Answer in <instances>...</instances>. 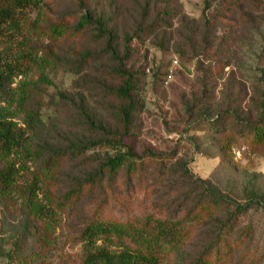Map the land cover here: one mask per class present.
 <instances>
[{
	"label": "rangeland",
	"instance_id": "374dc122",
	"mask_svg": "<svg viewBox=\"0 0 264 264\" xmlns=\"http://www.w3.org/2000/svg\"><path fill=\"white\" fill-rule=\"evenodd\" d=\"M36 1L41 16L37 12L30 16L28 43L49 61L13 85L25 103L2 104L8 119L27 130L31 148L38 152L34 162L26 160L29 169L21 174L26 182L19 180V190L40 175L44 160L54 152H67L75 143L94 144L89 152L71 157L55 184L39 178L43 185L39 202L45 205L51 195L58 203L115 154V136L125 135L118 114L123 102L113 94L123 82L114 74L118 65L106 53L107 42H95L93 28L82 38L73 34L90 8L114 30L121 58L127 38L134 50L124 60L138 78L131 92L137 112L125 143L137 157H165L176 174L173 183L152 177L146 186L136 184L129 191L121 184L103 183L85 192L74 206L54 208L55 216L47 222L35 217L23 190L0 198V264H83L89 248L82 234L99 216L137 226L148 219H174L182 210L186 212L174 222L195 236L181 253L164 257L162 264H191L232 226L234 237L245 243L235 263L264 264V148L254 153L238 143L232 150L234 163H224L217 140L206 131L208 120L226 113L254 121L259 104H264V63L258 61L264 43V0H92L88 6L78 0ZM230 4L243 6V13L227 16L223 9ZM216 15L231 20L228 26L214 25ZM161 20L164 26L152 37L140 34ZM61 23L72 29V35L55 41L51 29ZM88 54L93 62L82 68ZM174 60L179 67L169 77ZM216 62L225 66L223 71H217ZM28 112L44 115L35 134L28 129ZM91 121L106 128L107 135L89 127ZM185 167L194 180L208 184L187 186L181 172ZM206 186L222 195L223 207L208 220L187 218V209ZM238 206L243 212L236 213ZM110 238L100 239L96 248L118 253L125 247L122 240Z\"/></svg>",
	"mask_w": 264,
	"mask_h": 264
},
{
	"label": "trees",
	"instance_id": "16d2710c",
	"mask_svg": "<svg viewBox=\"0 0 264 264\" xmlns=\"http://www.w3.org/2000/svg\"><path fill=\"white\" fill-rule=\"evenodd\" d=\"M89 1L92 0H78L83 6H88ZM243 8L241 5L230 4L227 10L223 9V13L231 16L235 13H243ZM41 9L40 3L36 0H0V198H11L13 194H18L23 190L25 194L27 193V202L33 206L35 217L47 222L50 219L53 220L54 208L74 206L81 200L85 192L93 191L103 183L113 187L121 184L123 189L128 191L136 184L146 186L152 177L153 179L157 178L156 182L162 184L173 183L172 178L176 173L174 174V170L170 169V164L167 163L168 160L165 157L151 154L137 157L133 155L131 147L125 143V135L129 132L133 124V115L137 112V107L131 100V92L135 82H138V78L134 72L126 69L124 60L127 61L134 50L131 47V40L127 38L126 53L121 58L114 44L116 41L114 30L108 27L101 17L97 19L95 11L90 8L82 16L73 34L82 38L89 34L90 28H93L95 42H107L106 53L110 54L118 65L114 69V74L121 77L123 82V85L118 90H114L113 94L123 102L118 114L125 135H121L123 137L120 139L117 138L120 136L119 134L115 136L117 141L113 149L115 154L107 158L105 164L100 165L95 172L88 175L85 181L81 180L77 187L67 197L59 199L58 203L52 200L51 195L47 197L45 205L39 202L38 192L43 186L40 179H46L50 185L55 184V178L58 177L60 169L68 164L71 157L72 159L78 158L89 152L95 147L94 144L75 143L69 147L67 152H54L47 160H44L40 175H35L24 189L19 190V180L26 182L25 177L21 175L22 172L25 173L29 169L26 160L34 162L38 152H34L31 148L30 141L26 136L27 130L19 129L16 123L8 119L7 107L2 104L17 101L21 106L25 103L24 98L21 101V98L16 95L13 85L18 78L26 77L34 69L48 64L49 60L39 57V53L28 43L30 16L34 12L38 13V17L41 16ZM230 21L222 15H216L211 20L214 25L221 26H228ZM162 22L164 21L152 24L140 34L146 38L152 37L156 30H160L164 26ZM51 34L55 41H64L72 35V29L61 23L51 29ZM91 58V55H86L81 67L84 68L86 63L93 62ZM258 61L259 65L264 63V43L258 55ZM216 67L217 71L221 72L225 66L216 62ZM27 117L28 129L33 130L35 134L38 122L44 123V115L37 117L35 113L28 112ZM207 124L206 131L217 140L220 160L224 163H234L235 155L232 150L238 143L248 146L254 153H260L264 148L263 103L259 104L257 117L254 121H244L236 113H226L220 115L218 119L208 120ZM89 127L107 135L105 134L107 133L106 128L98 126L92 121L89 123ZM181 172L189 187L208 184L206 181L194 180L186 167ZM200 190L202 194L199 195L197 203L187 209L188 216H186L187 218L189 216L192 218L202 217V219L208 220L223 207V197L219 192L217 194L215 190L208 189L207 186ZM188 203L186 201L184 204ZM243 209L244 207L238 206L236 213L243 212ZM185 212L182 210L174 219L165 217V220L154 218L153 220L148 219L147 222L140 221L137 226L120 223L116 220H107L99 216L98 219L86 226L82 234L89 248L83 264H162L164 257L181 253L195 236L193 230L189 229L188 232H183L185 229H181L178 223L174 222L178 218L180 220ZM110 237L122 240L126 244L123 245L125 247L118 253L105 248H96V243L100 239L107 240L111 239ZM244 246L245 243L242 239L234 237L232 226L221 231L214 241L198 253L191 264H236V254Z\"/></svg>",
	"mask_w": 264,
	"mask_h": 264
},
{
	"label": "built area",
	"instance_id": "2783aa9c",
	"mask_svg": "<svg viewBox=\"0 0 264 264\" xmlns=\"http://www.w3.org/2000/svg\"><path fill=\"white\" fill-rule=\"evenodd\" d=\"M178 67H179V62L177 60L172 61L171 67L168 71V76L171 77Z\"/></svg>",
	"mask_w": 264,
	"mask_h": 264
}]
</instances>
